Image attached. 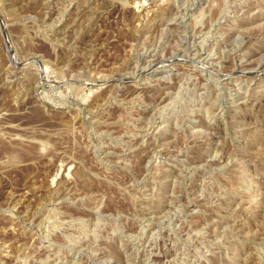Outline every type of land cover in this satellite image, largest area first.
I'll use <instances>...</instances> for the list:
<instances>
[{
    "label": "rangeland",
    "instance_id": "374dc122",
    "mask_svg": "<svg viewBox=\"0 0 264 264\" xmlns=\"http://www.w3.org/2000/svg\"><path fill=\"white\" fill-rule=\"evenodd\" d=\"M0 264H264V0H0Z\"/></svg>",
    "mask_w": 264,
    "mask_h": 264
}]
</instances>
